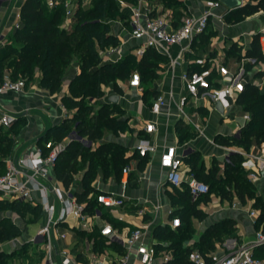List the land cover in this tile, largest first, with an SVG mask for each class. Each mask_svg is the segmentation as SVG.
<instances>
[{
  "label": "crops",
  "instance_id": "1",
  "mask_svg": "<svg viewBox=\"0 0 264 264\" xmlns=\"http://www.w3.org/2000/svg\"><path fill=\"white\" fill-rule=\"evenodd\" d=\"M25 1L0 0V47L13 40L15 25L21 21L20 11ZM45 2L51 4L54 0H45ZM91 3L92 0H81V4L85 7L90 6ZM182 3L184 6L181 8L187 14L198 15L203 10V0H182ZM154 5L156 9L153 11V15L172 11L175 22L183 16L174 14L172 8L165 6L163 1H152L151 6ZM123 10L130 14L128 7H124ZM220 10L225 11V7ZM215 18L213 17L212 19ZM247 20L249 22H242L243 25L241 26L230 27L227 33L232 36L238 33L249 36V32H259L264 28V11L248 16ZM111 28L112 33L121 39L122 49L127 50L125 54L139 45L138 40L131 38L128 29V18L126 24L121 20L113 21ZM195 38L189 45L184 43L158 51L163 56V59L167 60V64L158 66L161 71L160 79L151 82V90H155L159 93L158 95L163 94L166 97L167 102L160 114L151 112L150 107L155 97L151 96L146 101L144 93L140 91L141 83L136 81L132 88H125L123 80L117 79L121 91L115 90L112 83L102 85L104 94L96 99L99 104L107 105L112 111L110 115L122 120L127 130L118 129L114 131L106 128L103 136L95 141L89 140L87 136H81L76 129L77 122L75 121H72L70 130L63 136L64 138L58 139L56 137L57 127L64 121L73 120L76 112V108L69 105L65 101V97L72 95L70 90L71 81L81 72L78 60H74L67 67L63 77V84L54 93H51L40 83L41 74L37 72L36 80L31 81L23 92H5L0 94L1 107L16 113L18 116L17 121L21 122L16 132L12 131L10 127L7 128L10 129L9 135L14 139V149L9 155L13 158L27 154L34 149L35 145L44 146L45 142L49 140L63 142L66 145L72 140H77L91 148L92 151L104 143H115L125 149L127 161L123 164L117 177L113 173L105 177L102 166L96 168L95 175L91 180V186L95 190L87 196L86 201L92 200L94 202L96 194L101 191H114L125 194L126 204L107 210L103 219H95L91 230L80 229L78 221L73 217H69L67 222L61 226L62 230L68 233L67 237L59 238L55 241L56 251L53 254L55 264H63L62 249L68 250L74 260L84 262L86 256L83 251L88 248V243H92L94 249L109 258H114L121 253L122 250L118 245L107 244L104 237L101 236L100 226L104 220L111 222L122 235L142 227L145 232L143 239L146 243L155 244L159 250L169 251L173 257L172 237L168 238L164 231L168 229L178 233V229L183 223L178 213L186 209L182 205L183 196L181 194L184 191V185L180 187L170 185L166 179L167 170L160 164L161 153L169 145H176L178 154L183 157V175L185 178L183 184H186L189 176L194 175L189 163L193 154L197 153L203 156L202 162L204 163L205 172L210 170V162L213 157L218 158L219 171L217 175L224 177L225 167L228 163L227 158L230 159L231 154L238 153L243 157L242 168L245 169L246 177L253 185L255 191V196H246L244 202L239 199L233 187L231 188V199L222 198L220 194L211 193H209L210 199L207 201L203 199L204 195H201L198 199L192 197L193 201H196V207L204 213V217L200 219L196 216H191L193 232L188 238L186 236L181 239L182 247L198 248L205 231L210 226L223 220L233 221L234 230L226 234L223 241L218 242L215 240V248L212 250L228 251L234 241H248L253 238L256 229H264L262 209L255 204L257 198L264 203V167L263 163L257 161L254 157L255 155L264 157V142L252 141L249 147L246 148L244 145L222 144L217 140L218 136L222 138L240 137L243 127L248 123L244 124L245 121L242 117L245 111L235 105L229 111L220 112L213 105H210L208 101L199 100L195 103L193 101L188 102L186 107L193 123L186 122L178 116L177 103L185 91L182 74L185 71L195 70L198 66L195 60L201 57L197 55L198 52L193 47ZM187 46L189 48L183 50ZM132 53L134 54L133 51ZM178 55H181V57L176 63H172V60ZM140 58L138 57V59ZM224 63L227 64V62ZM236 63L238 64V61ZM262 79L264 81V78L259 79L260 84ZM113 95L119 96L117 102L110 100ZM98 109L92 114H95ZM117 109L121 110V113H118ZM203 112L207 114L203 115ZM235 112H238V116L231 119L230 115H236ZM117 114L120 115L116 116ZM211 114H215L218 117L216 123L210 121ZM225 116L232 120L229 125L223 124ZM146 121H154L156 123L154 132L148 133L145 131ZM181 123L188 128L192 126L196 130L195 136L192 137L187 135L186 132H181ZM183 135L185 137L181 139ZM143 138L149 139L155 146V149L146 156H140L136 149V145ZM9 156L5 157V168ZM81 159L79 157V161ZM125 166L130 167L131 172L128 185L123 189L121 178L122 169ZM86 170V166L80 168L74 174L72 184L67 188L57 178L54 169L51 172L48 183L50 185H60L66 190H71L74 194L82 193L84 191L83 180ZM142 210L144 211L141 213ZM252 210L256 211L255 216L250 215ZM13 214L15 213L11 212L9 216H6L12 218ZM175 219L180 220V224L177 227L173 226ZM13 223L18 226L20 233L18 236L13 237L11 241L0 242V253L8 254L20 249L25 251L26 249L27 251L24 253L27 257L25 254L23 256L17 255L16 263L12 259H8L6 264H49L46 260L45 252L40 247H35L28 242V239L36 234L38 229L45 223L42 211L36 220L22 224L13 220ZM69 264L74 263L71 262Z\"/></svg>",
  "mask_w": 264,
  "mask_h": 264
},
{
  "label": "trees",
  "instance_id": "2",
  "mask_svg": "<svg viewBox=\"0 0 264 264\" xmlns=\"http://www.w3.org/2000/svg\"><path fill=\"white\" fill-rule=\"evenodd\" d=\"M124 1L132 4L137 2V0ZM162 1L169 8H175L177 5L184 6L180 0ZM58 2L52 6L51 10L48 9L45 0H26L23 3L20 11L21 27L15 29L11 42L0 47V83L3 81L5 73L8 72L13 79L25 78L28 85L31 81L36 80V73L40 72V83L51 93H54L61 88L67 67L74 60H78L81 72L71 81L72 95L65 97V101L76 108V112L73 120L64 121L57 127L56 137L61 139L65 136L70 130L72 121H75L77 122L78 133L95 141L103 136L106 128L114 131L124 129V122L118 117L111 116L112 111L105 104H100L95 114L86 113L87 109L90 108L85 105L86 98L96 99L102 96L104 94L103 84L112 83L115 90L121 91L117 79L124 80L129 76L130 63H133L141 72L155 77L158 59H163V56L155 49L147 48L138 60L126 58L117 63L103 62L100 48L103 49L106 45H118L119 43V37L110 31V25L104 19H114L116 16L124 18V20L128 18V13L121 9L119 0H92L88 7L83 6L81 0H77V6L70 18L71 21L66 26L62 25V2L61 0ZM260 11H264V0H245L242 6L228 10L224 17L235 18L239 16L243 18ZM259 35V32L253 34L251 46L247 49L246 56L264 61V54L259 44ZM240 60L241 55L237 56V61L240 62ZM195 69H200V67L197 66ZM260 76H264V70ZM151 92L153 97H157L159 94L155 90ZM144 98L146 99V92ZM237 104L243 111L251 113V120L243 127L240 137L222 138L218 136L217 140L222 144L244 145L246 148L252 141L264 142V91L258 85L247 82L245 90L238 95ZM20 124V121H16L10 129L16 132ZM9 130L5 133L0 127V167H3L2 172L5 170V157L9 156L14 148V139L9 135ZM184 137L183 135L181 139ZM124 150L122 146L115 143H104L92 151L91 148L81 142L72 140L59 156L55 166L56 176L68 188L74 180V174L86 166L87 170L83 180L84 191L76 193L79 201H86L87 196L95 190L91 186V180L95 175L96 168L102 166L105 177L111 173L117 177L123 164L127 161ZM197 156V153L193 154L189 163L192 172L198 179L199 176L210 178L214 180L215 184L227 181L243 202L246 200V196H255L253 185L246 174L241 171L243 157L240 154L230 155V162L226 164L224 177L217 175L218 163H215L208 172H205L203 162L195 163L194 160ZM79 157L82 158L81 161H79ZM183 185L184 191L181 194L183 202L187 204L185 206L186 211L191 212V216L202 219L204 213L196 207V201H191L193 196L188 185ZM214 185H211V188ZM211 188L209 186V193ZM231 188L226 191H221L222 188H220V196L231 199ZM209 193L203 196L205 201L210 199ZM86 202L88 209L94 205L92 200ZM255 204L262 209V216L264 217V203L257 198ZM0 206L9 207L10 210L19 213L30 212L35 218H38L41 213L40 207L18 200L0 199ZM224 222L228 224L229 228H232L231 231L234 230L233 221L224 220ZM191 225L182 223L178 233L168 229L164 231L168 238L172 237L171 246L174 248L173 257L164 264H190L188 253L191 248L182 247L181 239L185 237L186 229ZM220 225L221 222L210 226L203 234L198 246L203 253L206 254L215 248L216 238L214 236H216ZM19 233L20 229L9 217L4 216L0 219V242L16 237ZM20 250L9 256H23L24 252L27 251L26 249L25 251ZM2 256L4 253H0V257ZM6 262L5 260L1 264H6Z\"/></svg>",
  "mask_w": 264,
  "mask_h": 264
},
{
  "label": "built area",
  "instance_id": "3",
  "mask_svg": "<svg viewBox=\"0 0 264 264\" xmlns=\"http://www.w3.org/2000/svg\"><path fill=\"white\" fill-rule=\"evenodd\" d=\"M67 5H72V0H65ZM151 0H137L135 4L119 0L121 9L128 7V29L132 39L138 40L139 45L132 50L137 57H142L147 48L161 51L174 45L189 43L198 35L204 33L213 17L223 19L224 13L220 9H229L220 0H203V10L200 14H186L177 22L172 11L151 15L156 9L151 6ZM73 14V13H72ZM70 14V15H72ZM22 22L16 23L20 28ZM259 44L264 54V28L259 31ZM189 46L183 48L188 49ZM181 55L172 60L176 63ZM206 58H197L196 64L200 69L185 71L182 79L185 83V91L180 96L178 116L186 122L193 123L186 107L188 102L195 103L206 100L210 105L217 108L220 104L223 111H229L236 107L238 95L245 90L248 81L245 76L244 61L238 66L230 68L222 60L206 66ZM254 84L262 87V83ZM27 86L25 78L13 79L8 72L5 73L0 83V94L5 92H23ZM166 97L158 95L152 102L150 110L154 114H160L166 104ZM241 108V107H240ZM242 109V108H241ZM245 123L251 120L249 112L242 115ZM18 119L16 113L8 111L0 105V127L9 128ZM144 129L148 133L156 130L154 121H146ZM63 142L47 141L44 146L35 145L34 149L27 154L13 158L9 156L6 168L0 172V199L8 201H22L33 206H40L44 215L45 223L36 234L28 239L35 247H40L46 255L49 264H55L53 254L56 251V239L67 237V232L61 226L69 217L78 221V227L83 230H91L95 219H103L107 210L126 204V196L114 191H101L94 198V205L88 209L86 201H79L76 194L69 189L58 185H50L48 179L54 171L60 154L66 149ZM47 149V151H45ZM140 156H146L155 146L149 139L143 138L136 145ZM255 159L263 163L262 155H255ZM229 162L230 159L227 158ZM160 164L167 170L166 179L172 186L180 187L184 183L183 157L178 154L176 145L167 146L161 153ZM131 169L128 166L122 169L121 185L125 189L128 185ZM186 184L194 198L209 193V185L198 179L195 175L187 178ZM51 195L53 196L51 198ZM159 207V206H157ZM144 210L141 211V213ZM251 216L256 215L252 210ZM180 224L175 219L173 226ZM144 229L138 227L129 233L122 235L114 225L104 220L100 226V234L109 245H118L122 252L114 258H109L94 249L92 243L83 251L86 256L84 262L72 258L68 250L62 249L63 264H164L171 258L169 251L157 249L155 244L146 243L143 239ZM190 264H264V229L255 230L254 236L248 241H234L228 251L211 250L203 253L198 248H191L188 253Z\"/></svg>",
  "mask_w": 264,
  "mask_h": 264
},
{
  "label": "rangeland",
  "instance_id": "4",
  "mask_svg": "<svg viewBox=\"0 0 264 264\" xmlns=\"http://www.w3.org/2000/svg\"><path fill=\"white\" fill-rule=\"evenodd\" d=\"M58 1L60 0H54V2H52L51 4L46 3L47 7L49 10L52 9V6L59 3ZM151 1H155V0H151ZM162 1V0H160ZM182 1V0H180ZM245 1V0H243ZM62 2V7H63V21H62V25H67L71 20V16L70 14L74 13V10L77 6V0H72V5L68 6L65 0H61ZM172 8V7H171ZM172 10L174 11V14H178L180 16H184L187 13L184 12L183 8H181V6L177 5L175 8H172ZM124 11V10H123ZM224 13V15L227 13V11H221ZM177 15V16H178ZM129 16V14H128ZM248 17H243L240 18L235 17V18H227L224 17L222 20L220 18H215L212 19L210 21L209 27L206 30V32L203 35H200L199 37L195 38L194 42H193V47L194 50L198 52L197 55L206 58L207 62H206V66H211L215 60L217 61H224L227 62V65L230 68H235L238 66V64L236 63L237 61V56L241 55V60L240 61H244V67H245V76L247 77L249 82L255 83L256 81H260V78H264V76H260V73L263 72L264 70V61L262 60H256L255 57H251V56H246V52L247 49L251 46V38L253 36L252 32H249V36H245L242 33H238L236 35H229L228 29L230 27H238L243 25V23H247L249 22ZM116 20H121L123 21L124 24H126L127 19L124 20V18L121 17H115L114 19L112 18H105L104 21H107V23H109L110 25V31L112 32V28L111 25L113 23V21ZM257 33V32H256ZM6 44V43H5ZM122 43H121V39L119 38V43L118 45H106L105 47H103V49L100 48V55L103 59V62H107V63H113V62H119L123 59H130V60H134L135 58L138 60V57H136L134 54H132V50L130 49V51L125 54L127 52V50L122 49ZM211 59V60H210ZM158 66H162V64H167V60L165 59H158ZM161 63V64H160ZM239 63V62H238ZM129 66L131 67V71L129 76L123 80L124 82V86L125 88H132V86H134L136 84V81L141 83V87H140V91L142 93L146 92V101H148L150 99V97L152 96V90H151V82L153 80H157L160 79L161 76V71H160V67L155 69V77H151L149 75H147L146 73L141 72L140 70H138V68L133 65V63H130ZM264 82L263 79L261 80V83ZM260 89H264V83L262 85V87H260ZM264 91V90H263ZM123 92V91H122ZM85 105H88L90 108L87 109L86 113L92 115V113H94L98 107H99V101L95 98H86L85 100ZM121 110L117 109L118 113ZM203 115L207 114L205 112L202 113ZM236 115L231 114L230 118L233 119V117H237L238 116V112H235ZM120 114H117L116 116H118ZM251 115V113H250ZM217 116L215 114H211L210 116V121H212V123H216L217 120ZM229 117L226 118L225 116V120L223 121V124H228L230 122H232V120ZM235 119V118H234ZM123 128V127H122ZM124 129H126V126H124ZM9 129L2 127V131L3 132H7ZM127 130V129H126ZM180 131L181 132H186L188 133L187 135L189 136H195L196 134V130L194 128H192V126H189V128L186 127V125H184L183 123L180 124ZM64 138V137H62ZM61 138V139H62ZM14 149V148H13ZM1 157V154H0ZM202 155H198L197 158L194 160L195 163L199 164L200 162H202ZM215 163H219L218 158L213 157L212 161L210 162L211 166L215 165ZM125 164V163H124ZM2 168L0 167V172H2ZM5 169V168H4ZM242 173L246 174L245 169H241ZM201 181L206 182L210 188L211 185H214L215 182L214 180L210 179V178H205V177H201L199 176ZM60 186V185H59ZM222 186V187H221ZM61 187V186H60ZM232 185L229 184L227 181L215 184L213 188H211L210 193L211 194H219L220 193V188L221 191H226L229 188H231ZM196 199V198H195ZM198 199V197H197ZM191 201H193V199H191ZM182 205L185 207L187 204H185L184 202L182 203ZM186 209V208H185ZM181 211V210H180ZM185 211V212H184ZM182 212H179L178 214L180 215L182 222L186 223L187 225H191L192 224V218H191V212H188L186 210H184ZM13 212L15 215L13 214L10 218L11 221H17L18 223H27L33 220H36L37 218H35V216L30 213V212H23V213H19L13 210H10L9 207H3L0 206V219L3 216L6 215H10V213ZM228 224L224 222V220L221 222L220 228L218 229V232L216 234V236H214L216 238V241L220 242L223 241L226 234H228L232 228H227ZM230 229V230H229ZM193 232V226L191 225L190 227H188L186 229V234L185 237L190 236ZM13 239L9 238L7 241H11ZM14 253V252H12ZM12 253H8V254H4V256L0 257V264L3 261H7L8 259H12L15 263L17 261V255L15 256H9ZM40 254V253H37ZM11 257V258H9Z\"/></svg>",
  "mask_w": 264,
  "mask_h": 264
},
{
  "label": "water",
  "instance_id": "5",
  "mask_svg": "<svg viewBox=\"0 0 264 264\" xmlns=\"http://www.w3.org/2000/svg\"><path fill=\"white\" fill-rule=\"evenodd\" d=\"M229 10H233L235 8H238L240 6H242L244 4L243 0H220ZM119 99L118 95H113L110 100H112L113 102H117ZM217 109L220 112H223V108L221 107V105L219 104L217 106Z\"/></svg>",
  "mask_w": 264,
  "mask_h": 264
}]
</instances>
